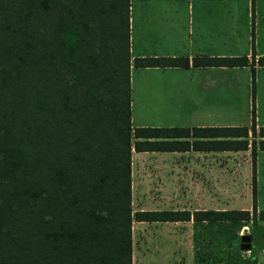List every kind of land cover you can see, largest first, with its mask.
I'll return each instance as SVG.
<instances>
[{
	"label": "trees",
	"instance_id": "trees-1",
	"mask_svg": "<svg viewBox=\"0 0 264 264\" xmlns=\"http://www.w3.org/2000/svg\"><path fill=\"white\" fill-rule=\"evenodd\" d=\"M128 7L0 0V264H132V221L189 218L133 208L132 151L249 149L253 160L264 150L253 112L249 128L132 127L130 67H232L247 57L131 58ZM250 56L252 76L264 55ZM192 216L212 224L213 236L237 239L228 264H255L225 228L248 226L251 247H264V209L253 194L250 210Z\"/></svg>",
	"mask_w": 264,
	"mask_h": 264
},
{
	"label": "crops",
	"instance_id": "crops-1",
	"mask_svg": "<svg viewBox=\"0 0 264 264\" xmlns=\"http://www.w3.org/2000/svg\"><path fill=\"white\" fill-rule=\"evenodd\" d=\"M249 17H251V21H249ZM128 37L129 50L132 44L141 48L135 56L130 55L131 58L144 56L187 57L190 61L196 56L247 57V63L243 66H191L189 63L186 67H143V69L148 70V78L141 90L143 110L138 118L131 117L132 127H250L253 109L251 99L249 101L251 108L249 124L238 125L235 122L217 121L212 115L211 101L207 99L210 100L214 93H220L221 96L223 93L227 94L228 89L221 86L214 87L211 85V81L205 84H200L197 81L192 83L190 80H185L184 76L192 71L210 70L212 72V70H218L222 72L228 68H249L251 73V52L254 55V60L258 56L264 55V52L257 48L261 42L264 43V0H129ZM239 41L247 44L249 48L246 47L245 51H241L237 45ZM228 42H230L229 48L225 46ZM190 50H193V53ZM252 66L253 73L255 70L264 68V66L260 67L256 63ZM164 71H169L168 75L178 77V81L170 83L166 79H159L158 76H155L164 73ZM255 120L254 117L253 122L256 130L259 126H264V123L256 124ZM245 151H249V149L212 151L190 148L186 151H142L143 153H159V157L162 158L159 160L160 164L155 168L147 169V171H152L158 175L156 190H147L149 188V183H147V192L144 193L147 204H149L150 199L154 202L161 200L165 201V204H175L176 199V207L162 211L185 210L188 211L189 218L188 220L173 221H140V225L151 223L155 226L162 225V223H172L177 230L178 237L185 231L189 238L203 237L206 245L207 238L213 237L212 224H207L206 220H194L192 216L194 211L250 210V208L243 207L238 209L214 207L211 166L210 162L207 161L208 154ZM182 154L190 155L194 162L191 171L189 170L192 173L189 191L180 187V176L181 173L185 172L182 170L185 167L179 162L182 160ZM172 161L176 163L170 164ZM252 177L251 191L254 195L253 173ZM143 210L159 209L148 208ZM256 210L262 209H258L256 206ZM258 223L263 226L264 222ZM226 227L234 231L238 237L246 232L245 225L239 228H230L227 225ZM250 254L255 258V264H260L261 260L264 261V247L252 248L250 246L247 252L243 251L242 256Z\"/></svg>",
	"mask_w": 264,
	"mask_h": 264
},
{
	"label": "rangeland",
	"instance_id": "rangeland-1",
	"mask_svg": "<svg viewBox=\"0 0 264 264\" xmlns=\"http://www.w3.org/2000/svg\"><path fill=\"white\" fill-rule=\"evenodd\" d=\"M249 21H251V17H249ZM237 45L241 51H245L248 47L247 44L241 41ZM225 46L229 48L230 42ZM257 48L264 52V43L261 42ZM140 49L139 46L132 44L129 53L135 56ZM190 51L193 53V50ZM147 72L148 70L143 68H130V118H138L143 110L141 90L148 78ZM168 72L164 71V73L155 76H158L159 79H166L170 83L177 82L178 77L168 75ZM184 78L192 83L197 81L200 84L211 81V85L214 87L221 86L228 89L227 94L223 93L221 96L220 93H214L211 95L210 100L207 99L211 101L212 115L217 121L235 122L238 125L249 124L251 116L249 101L251 99L253 102L252 112L256 119L255 123L259 125L264 123V68L255 70L252 76L249 68H228L222 72L218 70H212V72L210 70L192 71L186 74ZM207 95L209 96L208 93ZM134 123L135 120L133 125ZM181 158L182 160L179 162L185 167L182 169L185 172L181 173L180 187L189 191L192 175L190 171L194 162L188 154H182ZM160 159L162 158L159 157V153H136L132 151L131 201L133 208L136 210L139 208L169 210L177 205L176 199L175 204H165L166 202L161 200L154 202L151 199L147 204V199L144 196L147 190H156L157 188L158 175H155L152 171H147V169L159 165ZM207 161L210 162L211 166L214 207L224 209L250 208L253 173L256 206L258 209H264V151L258 150L253 160L249 151L216 152L212 155L209 153ZM175 163V161H172L170 164ZM252 163L254 165L253 170ZM147 183H149V188L146 190ZM131 227L132 264H228L226 258L232 257L231 251L237 242L232 233L228 232L226 236L216 235L210 239L207 238L205 245L203 237L189 238L185 231L178 237L177 230L172 223H162V225L154 226L151 223L140 225L139 222L132 221ZM249 230V227L246 226V233L250 234ZM212 247L213 249H211ZM221 257H223L222 260ZM260 264H264V261L261 260Z\"/></svg>",
	"mask_w": 264,
	"mask_h": 264
},
{
	"label": "water",
	"instance_id": "water-1",
	"mask_svg": "<svg viewBox=\"0 0 264 264\" xmlns=\"http://www.w3.org/2000/svg\"><path fill=\"white\" fill-rule=\"evenodd\" d=\"M251 246V236L248 233H242L239 236V244L238 247L241 251H248Z\"/></svg>",
	"mask_w": 264,
	"mask_h": 264
}]
</instances>
